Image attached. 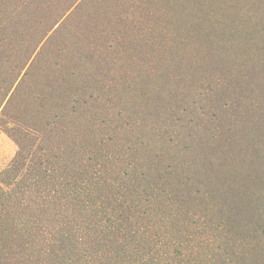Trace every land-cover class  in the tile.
Wrapping results in <instances>:
<instances>
[{
    "label": "trees",
    "instance_id": "obj_1",
    "mask_svg": "<svg viewBox=\"0 0 264 264\" xmlns=\"http://www.w3.org/2000/svg\"><path fill=\"white\" fill-rule=\"evenodd\" d=\"M176 36V52H198L202 69L254 68L255 58L226 59L227 40L251 54L263 50L257 58L264 59V0H176ZM31 58L19 66L0 62L7 72L0 71V125L18 146L0 172V264H264L257 58L253 75L238 72L232 81L239 105L220 112L208 106L202 118L176 127V202L173 191L152 184L151 169L128 164L121 167L122 178L132 177L123 199L87 191L86 181L98 183L96 157L50 152L39 131L11 122L9 107Z\"/></svg>",
    "mask_w": 264,
    "mask_h": 264
},
{
    "label": "rangeland",
    "instance_id": "obj_2",
    "mask_svg": "<svg viewBox=\"0 0 264 264\" xmlns=\"http://www.w3.org/2000/svg\"><path fill=\"white\" fill-rule=\"evenodd\" d=\"M122 14L151 28L147 43L135 41L134 31L107 23ZM101 21H104L103 25ZM176 37V0H155L139 6L101 0H0V62L7 67L15 59L13 65L19 66L25 57L32 55L26 68L30 71L21 74L20 87L9 107L8 119L30 132L39 131L40 139L50 152L63 153L66 158L96 157L101 163L94 149L71 140L73 117L82 112L85 103L91 102L87 85L79 84L78 78L70 71L72 62L88 55L94 58L99 46L107 45L110 40L143 44L149 59L171 61L180 69H196L195 84L201 86L200 70L214 66L206 65L202 69L205 60L198 52H176ZM234 43L232 39L227 40L226 59L247 64L250 58H255L256 65V58L263 50L251 54L246 46L234 48ZM133 54H136L135 48ZM257 59L261 63L259 74H262L257 78L264 79V59ZM254 68L249 62L248 67L237 65L235 71L226 68L225 72L253 75ZM0 71H6L3 64ZM8 72L11 74L12 70ZM208 85L206 82L203 87ZM155 136L157 142L146 159L139 164L133 163L129 170L151 169L156 174L150 177L152 184L167 192L173 191L176 202V127L158 129ZM17 150L16 141L0 125V172L10 165ZM159 173L163 177H159ZM168 197L172 200L171 195Z\"/></svg>",
    "mask_w": 264,
    "mask_h": 264
},
{
    "label": "snow or ice",
    "instance_id": "obj_3",
    "mask_svg": "<svg viewBox=\"0 0 264 264\" xmlns=\"http://www.w3.org/2000/svg\"><path fill=\"white\" fill-rule=\"evenodd\" d=\"M101 2L139 6L155 0ZM107 23L134 31L135 41L144 43L152 31L127 14L117 15ZM70 71L79 84L87 85L91 97V102L73 117L71 140L87 144L101 158V164L92 169L98 183L86 181L87 191L99 189L113 199L125 197L126 181L132 179L130 175L122 178V165L144 161L157 142L158 129L190 125L208 112L206 106L223 110L241 103L232 84L237 73L209 67L200 70L201 86H196V69H180L171 61L149 59L143 44L110 40L99 46L94 58L88 55L73 61ZM206 82L210 87H203ZM206 132V128L202 129V134Z\"/></svg>",
    "mask_w": 264,
    "mask_h": 264
}]
</instances>
